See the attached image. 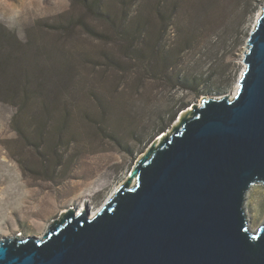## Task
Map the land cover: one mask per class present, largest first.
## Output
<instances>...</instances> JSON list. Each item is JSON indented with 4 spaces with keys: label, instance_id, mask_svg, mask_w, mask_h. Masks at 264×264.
I'll list each match as a JSON object with an SVG mask.
<instances>
[{
    "label": "rangeland",
    "instance_id": "1",
    "mask_svg": "<svg viewBox=\"0 0 264 264\" xmlns=\"http://www.w3.org/2000/svg\"><path fill=\"white\" fill-rule=\"evenodd\" d=\"M147 1L135 0L127 7L129 16L142 10ZM80 2L0 0V30L14 38L1 40L0 52L49 69L43 74L44 91L57 76L72 81L59 105H43L38 97L21 111L19 98L4 95L5 83L0 85V238L42 237L49 223L69 207L87 208L93 215L127 180L138 158L158 141L162 131L153 134L155 119L175 112L163 130L168 133L202 97L180 107L185 92L163 86L151 77L148 67L124 74L107 60L124 62L114 33L111 41L88 34L78 23L62 30L68 20L83 15ZM109 4L114 9L119 2L109 0ZM263 5L264 0H238L219 51V43L210 47L212 51L207 44L190 60L189 65L204 54L201 70L206 72L216 55L221 61L225 88L210 95L232 96L236 91L244 68L245 41ZM145 14L149 23L155 21L148 11ZM85 17V23L98 31L110 30L104 19ZM175 39L170 27L164 40L170 45ZM66 67L68 72H64ZM98 97L102 107H98ZM43 106L55 108L44 111Z\"/></svg>",
    "mask_w": 264,
    "mask_h": 264
},
{
    "label": "water",
    "instance_id": "2",
    "mask_svg": "<svg viewBox=\"0 0 264 264\" xmlns=\"http://www.w3.org/2000/svg\"><path fill=\"white\" fill-rule=\"evenodd\" d=\"M242 60L233 95L192 103L93 215L1 237L0 264H264V5Z\"/></svg>",
    "mask_w": 264,
    "mask_h": 264
},
{
    "label": "trees",
    "instance_id": "3",
    "mask_svg": "<svg viewBox=\"0 0 264 264\" xmlns=\"http://www.w3.org/2000/svg\"><path fill=\"white\" fill-rule=\"evenodd\" d=\"M71 1H81L84 13L75 21L68 20L61 26L62 30L67 31L74 23H78L88 34H94L97 38L108 37L106 40L111 41L114 33V41H118L123 50L124 62L114 61L111 57L107 60L124 74H132L135 68L148 67L151 77L163 86L178 87L185 92L180 107L188 105L191 99L196 100L213 93L215 95L224 90L220 79L223 70L221 61L215 59L217 55L207 72L201 70V58L204 54L194 59L192 64L189 65V62L207 44L212 51V45L214 48L219 43V51L231 23L230 15L238 0H148L134 16H129L127 7L135 4V0H118V7L114 9L110 7L109 0ZM145 10L155 17L153 23L148 22ZM88 15L104 19L110 30L98 31L93 25L85 23V16ZM170 27H173L177 39L173 44L167 45L164 38ZM10 38H13L12 33L0 30V41L7 42ZM190 51L193 54L187 59ZM48 70L38 64L30 66L10 52L0 55V85L5 83L4 95L19 98V111L29 107L28 103L33 99L37 101L38 97L42 98L43 105H59L69 81H72L70 78L65 80L57 76L54 82L52 78V87L44 91L46 79L43 74ZM64 72H68L67 67ZM102 103L101 97H98V107H102ZM53 108L55 107L43 106L41 109L48 111ZM174 116L175 112L170 113L168 118L158 116L152 126L153 134L167 128Z\"/></svg>",
    "mask_w": 264,
    "mask_h": 264
},
{
    "label": "bare ground",
    "instance_id": "4",
    "mask_svg": "<svg viewBox=\"0 0 264 264\" xmlns=\"http://www.w3.org/2000/svg\"><path fill=\"white\" fill-rule=\"evenodd\" d=\"M80 209H82V208H79L78 211H79ZM78 211H77V212H78ZM19 235H20V234H19Z\"/></svg>",
    "mask_w": 264,
    "mask_h": 264
}]
</instances>
